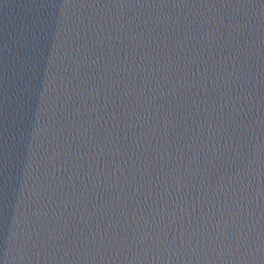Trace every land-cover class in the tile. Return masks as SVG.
<instances>
[{
	"label": "water",
	"instance_id": "95a60500",
	"mask_svg": "<svg viewBox=\"0 0 264 264\" xmlns=\"http://www.w3.org/2000/svg\"><path fill=\"white\" fill-rule=\"evenodd\" d=\"M0 264H264V0H0Z\"/></svg>",
	"mask_w": 264,
	"mask_h": 264
}]
</instances>
